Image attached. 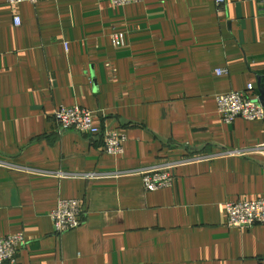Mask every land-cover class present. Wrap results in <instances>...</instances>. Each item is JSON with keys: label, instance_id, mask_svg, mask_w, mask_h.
<instances>
[{"label": "crops", "instance_id": "1", "mask_svg": "<svg viewBox=\"0 0 264 264\" xmlns=\"http://www.w3.org/2000/svg\"><path fill=\"white\" fill-rule=\"evenodd\" d=\"M214 1L0 0V236L23 234L17 264H264V224L224 218L264 199V124L216 111L219 94L258 96L264 4ZM62 105L125 134L124 152L58 132ZM178 160L171 186L143 189L140 168ZM61 198L84 215L57 235Z\"/></svg>", "mask_w": 264, "mask_h": 264}, {"label": "built area", "instance_id": "2", "mask_svg": "<svg viewBox=\"0 0 264 264\" xmlns=\"http://www.w3.org/2000/svg\"><path fill=\"white\" fill-rule=\"evenodd\" d=\"M39 0H5L6 4L16 5L18 3H36ZM111 5L126 6L130 3L141 0H109ZM264 4V0H259ZM215 6H220L224 0H215ZM15 25L20 24L18 16L13 17ZM111 43L114 46L124 44L122 33H113ZM217 74L222 72L218 69ZM254 87L248 84L244 91L228 92L219 94L216 98V111L221 115L226 123L233 122L240 116L248 121L259 120L264 124V108L255 100L253 96ZM52 117L55 120L57 131L72 129L78 133L91 136H99L102 142V149L108 155H121L123 143L126 140L125 134L119 131L103 128L100 123H96L91 117V113L81 106H60L53 111ZM264 148V147H263ZM264 151V150H263ZM237 154H244L245 151H230ZM186 159V158H185ZM185 161V160H184ZM181 161H168L150 164L139 169L140 183L146 192L171 186L174 174L173 170ZM86 178L92 177L91 173L84 174ZM55 208L50 213L52 230L60 235L66 231L73 230L82 224L83 205L77 199H58ZM225 225L230 229H244L264 224V199L256 200H236L224 203ZM24 243L21 232L0 236V264H17V254Z\"/></svg>", "mask_w": 264, "mask_h": 264}, {"label": "water", "instance_id": "3", "mask_svg": "<svg viewBox=\"0 0 264 264\" xmlns=\"http://www.w3.org/2000/svg\"><path fill=\"white\" fill-rule=\"evenodd\" d=\"M258 82H257V97L256 101L264 108V82H262V78L258 77ZM264 78V77H263Z\"/></svg>", "mask_w": 264, "mask_h": 264}]
</instances>
